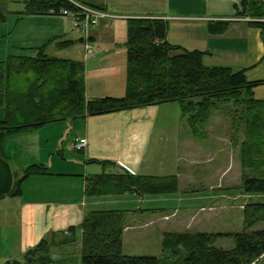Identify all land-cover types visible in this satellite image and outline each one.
Segmentation results:
<instances>
[{
    "label": "trees",
    "instance_id": "1",
    "mask_svg": "<svg viewBox=\"0 0 264 264\" xmlns=\"http://www.w3.org/2000/svg\"><path fill=\"white\" fill-rule=\"evenodd\" d=\"M22 5V16L73 15L80 6L106 12L103 0H0V23L6 21L8 2ZM235 18L246 19L249 27L260 29L264 40V0H238ZM81 16V15H80ZM229 21L208 23L210 34H222ZM167 22L157 16L127 19L125 93L122 97L86 98L85 63L51 56L45 46L55 42L63 48L70 41L48 40L34 56L8 54L0 61V156L6 136L35 131L46 124L106 114L136 107L177 101L195 138L205 136V126L213 111L226 112L231 127H242L239 145L241 193L258 196L242 205L243 231L235 234L205 232H166L162 236L163 255L129 256L122 253L126 211L119 209L87 211L78 227L51 233L27 250L21 260L0 264H51L56 248L80 241L79 264H256L264 255V229L251 227L264 221V99L254 98V89L264 79L250 80L248 68L210 67L203 63L204 52L170 44ZM7 161V160H6ZM104 169L110 161L91 160ZM50 174L44 163L32 164L21 174L13 172L9 194L0 199L20 197L21 185L31 176ZM177 175H136L127 171L102 172L85 177L86 196H119L125 193L158 195L175 193ZM231 236L230 249L215 246L219 238Z\"/></svg>",
    "mask_w": 264,
    "mask_h": 264
},
{
    "label": "crops",
    "instance_id": "2",
    "mask_svg": "<svg viewBox=\"0 0 264 264\" xmlns=\"http://www.w3.org/2000/svg\"><path fill=\"white\" fill-rule=\"evenodd\" d=\"M112 1L103 0L107 15L98 18L97 25L90 30V39L100 50L96 57L84 58L83 34L72 28L68 18L51 14L22 16L19 14L22 7L13 11L11 16L7 15V25L3 23L4 27H0V61L8 54L34 56L36 49L52 38L70 41L63 48L51 42L45 46V51L54 48L55 54L51 56L85 63L86 98L122 97L125 93L127 19L157 16L167 22V41L186 50L204 52V65L231 67L234 70L248 68L250 80L264 79L259 76L264 73L261 32L249 27L244 19L210 14L206 0H168L166 4L155 1L145 3L146 0H142L137 5H123L122 12H119L122 5ZM237 2L235 0L234 3ZM178 5L181 9L175 11ZM213 20L229 21L226 31L210 34L207 26ZM9 21L14 22L12 28ZM254 98L264 99V85L254 89ZM172 104L168 102L89 115L64 121L58 127L37 129L33 142L38 153L32 164H46L50 174L31 176L23 182L21 231L12 237L4 234L8 243L7 249L0 251V261L21 260L23 254L43 237L66 232L69 227H78L87 211L100 210V205H107L111 198H116L113 195L86 196V176L127 171L136 175H177L179 178L182 150L184 154H192L196 146L190 141L181 144L176 134L181 110L179 104L176 108ZM164 111L174 113L166 120L172 127L161 123ZM80 137L86 139V146L82 151H74L72 142ZM165 137L174 141L170 144L171 148L168 142L165 145ZM7 159L12 169L21 174L23 168ZM94 159L113 164L104 169L98 163L89 162ZM131 194L139 196L136 192ZM125 211L132 213L134 210ZM0 242L6 243L1 239ZM53 254L51 264H79L80 241L56 248Z\"/></svg>",
    "mask_w": 264,
    "mask_h": 264
},
{
    "label": "rangeland",
    "instance_id": "3",
    "mask_svg": "<svg viewBox=\"0 0 264 264\" xmlns=\"http://www.w3.org/2000/svg\"><path fill=\"white\" fill-rule=\"evenodd\" d=\"M144 1V0H143ZM142 0H113L112 3L121 4L119 12L123 11V5H137ZM155 1L166 4L168 0H146L145 3ZM210 14L234 15L235 0H206ZM22 8L19 2L6 4L7 15L13 14ZM175 11L181 9L178 5ZM186 9H183L185 11ZM124 12H126L124 10ZM172 12H174L172 10ZM105 15V14H104ZM107 15V14H106ZM105 15V16H106ZM11 16V15H10ZM69 19L73 29L84 34L74 25V19L67 15H61ZM7 25V20L0 23ZM10 27L14 22L9 21ZM96 25V24H95ZM254 28V27H252ZM92 29L89 27L87 31ZM258 29V28H255ZM260 31V29H258ZM7 35L4 36V38ZM262 38V36H261ZM264 45V40L262 38ZM96 49V57L100 50ZM47 54L54 55L55 49L49 48ZM85 59L93 58L86 56ZM264 77V73H260ZM177 107V101L172 102ZM178 110L176 114H178ZM181 113V112H180ZM168 115L173 116L172 111H164L161 114V123L165 127H172L166 123ZM231 117L230 114H227ZM222 110L213 111L205 126V136L194 138L190 132L187 121L183 117L177 119V137L183 142H191L196 146L192 154H184L182 150L179 169V188L175 193L133 196L125 193L116 198H111L107 205H100L98 209L107 208L133 209L132 213L126 211L127 230L122 237V253L129 256H147L161 259L163 252L161 247L162 236L166 232H205L235 234L243 231L242 205L249 200H259L258 196L244 195L240 191L242 184L241 166L239 161V145L244 140L242 127H231V120ZM3 116V108L0 107V119ZM182 116V114H181ZM59 123H49L43 127H58ZM62 125V124H61ZM36 131V130H35ZM35 131H24L10 134L4 139L3 155L9 160L25 169L37 158L38 149L34 146L33 137ZM179 131V134H178ZM167 142L173 144L165 137ZM176 140V138H173ZM171 148V145H170ZM7 162L11 163L6 159ZM35 164V163H33ZM12 166V165H11ZM23 185V184H22ZM21 185V191H22ZM193 189H195L193 191ZM22 197L0 199V251L7 249L5 235L18 234L21 231V204ZM151 209H153L151 211ZM150 210V211H149ZM5 227V228H3ZM252 230L264 229V221L256 223ZM215 246L230 249L234 246V239L229 237L219 238ZM54 254H52V261ZM2 261H0L1 263ZM159 264H163L159 262ZM256 264H264V255Z\"/></svg>",
    "mask_w": 264,
    "mask_h": 264
},
{
    "label": "built area",
    "instance_id": "4",
    "mask_svg": "<svg viewBox=\"0 0 264 264\" xmlns=\"http://www.w3.org/2000/svg\"><path fill=\"white\" fill-rule=\"evenodd\" d=\"M80 8L82 9V12H79L75 15H73L72 13H69L67 11H62V14H65L67 16H71L74 19V25L75 27H78V29L85 30V34L87 33V29L89 27L94 26L97 23V19L99 17H103L104 14L97 12L95 10L86 8V7H82L80 6ZM81 15V16H80ZM84 48L86 50V56L88 57H93L96 54V49L94 47V44L89 42V41H85L84 42ZM86 145V139L85 138H79L75 140V143L73 145V147L76 150H81L82 148H84V146Z\"/></svg>",
    "mask_w": 264,
    "mask_h": 264
},
{
    "label": "water",
    "instance_id": "5",
    "mask_svg": "<svg viewBox=\"0 0 264 264\" xmlns=\"http://www.w3.org/2000/svg\"><path fill=\"white\" fill-rule=\"evenodd\" d=\"M14 183L11 165L0 156V195L10 193Z\"/></svg>",
    "mask_w": 264,
    "mask_h": 264
}]
</instances>
